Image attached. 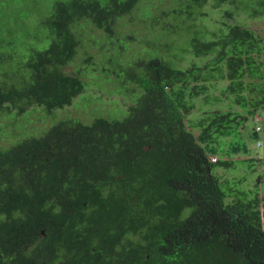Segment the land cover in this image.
Returning a JSON list of instances; mask_svg holds the SVG:
<instances>
[{"label": "trees", "instance_id": "trees-1", "mask_svg": "<svg viewBox=\"0 0 264 264\" xmlns=\"http://www.w3.org/2000/svg\"><path fill=\"white\" fill-rule=\"evenodd\" d=\"M261 15L264 0H0V113L86 95L66 67L88 27L122 42L95 82L127 108L0 146V264H264V156L243 135L264 129ZM124 19L145 31L125 59ZM238 162L256 177L220 172Z\"/></svg>", "mask_w": 264, "mask_h": 264}, {"label": "rangeland", "instance_id": "rangeland-1", "mask_svg": "<svg viewBox=\"0 0 264 264\" xmlns=\"http://www.w3.org/2000/svg\"><path fill=\"white\" fill-rule=\"evenodd\" d=\"M166 6H168V4ZM257 19L258 20H249L248 23L253 28L264 33V16L261 15ZM124 23V25L119 26L118 30L121 31H117L116 36H119L123 41L124 56H122V58L124 57L125 59L133 55L135 56L137 53L136 51L141 49L142 45L140 42L143 41L145 31L140 26H132L128 23L127 19H124ZM128 35H132L133 39H136L133 40L131 37H128ZM83 41V46L80 48L76 59L66 67V71H82L83 79L88 84L86 95L77 98L72 105L57 109L53 113H48L44 107L35 105L30 107L24 115L18 116L17 119L13 117L15 114L0 113V146H7L12 142L11 140L14 142L28 135L40 136L53 123L63 118L77 117L84 122H91L94 118L95 111L110 118L123 117L127 114V108L120 105L121 103L115 100L116 97L109 96L111 89L107 87L103 81L102 83L98 82V84L95 82L97 77L101 75L100 69L96 66V62H101L104 58L107 59L108 54L115 52L114 49H117L122 42L115 38H108L102 31L93 27H88L85 30ZM102 45L103 48L101 49ZM91 55L93 56L91 57ZM91 65L96 67L93 68ZM101 90L105 94L102 93V96L94 95L100 94ZM89 93H91L90 96ZM253 125V121L250 120L243 129V135L249 145V156L261 157L263 153L256 147L252 136ZM236 158H243V156ZM248 164V162H238L237 171L232 170L228 172L221 170L220 172L225 176L232 177L233 175H242L244 171H247L250 181V178L256 177L258 173L250 170ZM255 164L259 166L261 172H264V160L261 165H259L257 161H255ZM261 189L264 191V181L261 184Z\"/></svg>", "mask_w": 264, "mask_h": 264}, {"label": "built area", "instance_id": "built-area-1", "mask_svg": "<svg viewBox=\"0 0 264 264\" xmlns=\"http://www.w3.org/2000/svg\"><path fill=\"white\" fill-rule=\"evenodd\" d=\"M264 118V112L263 114L257 113L255 115V122H261ZM257 131L261 132L260 139L256 140V147L263 153L262 155L264 156V129L262 128L261 125L257 124L256 127Z\"/></svg>", "mask_w": 264, "mask_h": 264}, {"label": "bare ground", "instance_id": "bare-ground-1", "mask_svg": "<svg viewBox=\"0 0 264 264\" xmlns=\"http://www.w3.org/2000/svg\"><path fill=\"white\" fill-rule=\"evenodd\" d=\"M261 152V151H260ZM214 160V159H213Z\"/></svg>", "mask_w": 264, "mask_h": 264}]
</instances>
